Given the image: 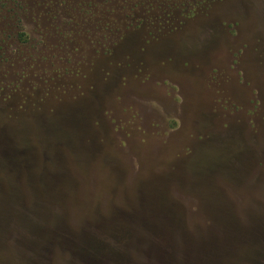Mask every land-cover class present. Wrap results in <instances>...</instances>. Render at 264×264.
Instances as JSON below:
<instances>
[{
    "label": "rangeland",
    "instance_id": "obj_1",
    "mask_svg": "<svg viewBox=\"0 0 264 264\" xmlns=\"http://www.w3.org/2000/svg\"><path fill=\"white\" fill-rule=\"evenodd\" d=\"M86 253L264 264V0H0V264Z\"/></svg>",
    "mask_w": 264,
    "mask_h": 264
},
{
    "label": "trees",
    "instance_id": "obj_2",
    "mask_svg": "<svg viewBox=\"0 0 264 264\" xmlns=\"http://www.w3.org/2000/svg\"><path fill=\"white\" fill-rule=\"evenodd\" d=\"M54 236H55V234H53ZM71 240V238H69V240H68V242ZM82 242V240H79L78 241V243L77 244H80ZM69 244H71V243H69ZM87 250V249H86ZM87 252H88V255H89V252H92V251H88L87 250ZM87 255V253H86V257H87V261H84L83 260V264H100L99 262H98V260H97V257H94V256H96V255H92L91 253H90V256H88ZM99 258V257H98ZM102 264V263H101Z\"/></svg>",
    "mask_w": 264,
    "mask_h": 264
}]
</instances>
